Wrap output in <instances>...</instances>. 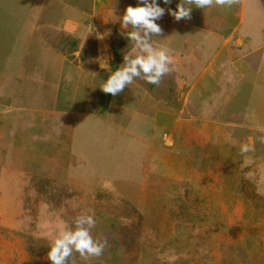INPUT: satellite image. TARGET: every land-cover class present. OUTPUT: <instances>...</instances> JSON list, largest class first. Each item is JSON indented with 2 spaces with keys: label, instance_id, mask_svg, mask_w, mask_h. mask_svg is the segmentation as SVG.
I'll return each mask as SVG.
<instances>
[{
  "label": "rangeland",
  "instance_id": "1",
  "mask_svg": "<svg viewBox=\"0 0 264 264\" xmlns=\"http://www.w3.org/2000/svg\"><path fill=\"white\" fill-rule=\"evenodd\" d=\"M178 2L170 73L112 96L137 0H0V264H50L80 215L106 246L67 264H264V7Z\"/></svg>",
  "mask_w": 264,
  "mask_h": 264
},
{
  "label": "clouds",
  "instance_id": "2",
  "mask_svg": "<svg viewBox=\"0 0 264 264\" xmlns=\"http://www.w3.org/2000/svg\"><path fill=\"white\" fill-rule=\"evenodd\" d=\"M168 5L172 0H137V7L128 6L124 14L115 17L120 24L122 34L131 42L132 54L123 56V64L112 71L108 79L100 84L105 94L118 95L127 85L132 84L136 78H142L146 83L158 85L162 78L171 71L172 58L166 48H155L153 36L162 34V28L156 21L160 20L166 9L160 3ZM237 0H179L175 10L167 9L168 15L175 21L190 19L192 8L206 9L211 7H231ZM92 29V25H88ZM110 34V30L108 33ZM101 67V66H100ZM103 68L107 69L105 63ZM247 152V146L242 148ZM95 219L91 215H80L75 221L74 228H65L57 234L52 242L47 259L50 264H67L73 253H78L82 260L100 257L106 246L105 242L93 239L90 229L95 226Z\"/></svg>",
  "mask_w": 264,
  "mask_h": 264
},
{
  "label": "crops",
  "instance_id": "3",
  "mask_svg": "<svg viewBox=\"0 0 264 264\" xmlns=\"http://www.w3.org/2000/svg\"><path fill=\"white\" fill-rule=\"evenodd\" d=\"M239 5L241 8V14H240L241 16L245 15L246 13H248V15L251 16V14L253 12H255L256 16H258L257 14H259V15L262 14V13H258V11H260L261 8L264 7V0H246L245 4H244V0H241V4H238V6ZM261 19H263V18H261ZM91 77H92V75H91Z\"/></svg>",
  "mask_w": 264,
  "mask_h": 264
}]
</instances>
